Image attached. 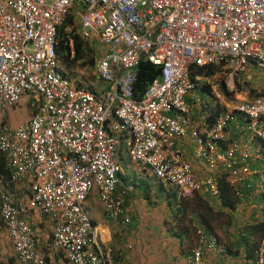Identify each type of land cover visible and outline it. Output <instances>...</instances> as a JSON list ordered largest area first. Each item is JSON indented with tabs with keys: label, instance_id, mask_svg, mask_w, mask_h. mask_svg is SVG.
<instances>
[{
	"label": "built area",
	"instance_id": "built-area-1",
	"mask_svg": "<svg viewBox=\"0 0 264 264\" xmlns=\"http://www.w3.org/2000/svg\"><path fill=\"white\" fill-rule=\"evenodd\" d=\"M69 14L81 37L105 47L93 65L94 79L109 86L100 94L73 84L58 69V29ZM74 26H65L71 55ZM141 58L159 65L160 75L135 98ZM218 63L230 77L249 63L264 70V0H0V118L23 96L31 97L32 110L16 126L0 120L7 169V175L0 173V217L14 264H50L25 218L30 211L52 220L50 250L69 264H113L85 200L96 187L105 218L120 231L129 222L116 194L121 137L127 139L129 159L171 187L178 201L202 189L215 197L213 173L227 171L239 182L238 159L250 156L237 141L218 149L237 112L262 142L264 172V129L257 126L263 96L231 102L203 131L194 126L185 95L207 78L192 79L190 68ZM189 134L196 141L195 157L211 171L201 179L177 147ZM247 171L244 165L242 172ZM22 179L30 180V195L15 199L10 184ZM134 188L129 183L122 194ZM198 242L189 264H204L202 246L226 250L207 233ZM254 257V264H264L263 241Z\"/></svg>",
	"mask_w": 264,
	"mask_h": 264
},
{
	"label": "crops",
	"instance_id": "crops-1",
	"mask_svg": "<svg viewBox=\"0 0 264 264\" xmlns=\"http://www.w3.org/2000/svg\"><path fill=\"white\" fill-rule=\"evenodd\" d=\"M90 43L94 48L95 63V55L100 43L97 41ZM58 64L59 71L68 75L69 68L63 66L59 61ZM238 72V79L242 84L240 90L236 91L239 99L234 101L251 100L258 96L264 97L263 69L249 63ZM92 80H95L94 77ZM83 84L82 87H86L96 94H100L109 87L106 83L107 87L98 91L95 85L91 84V80H85ZM193 91L194 93L189 92L185 95V102L188 105L189 114L194 120L196 130L203 131L205 128L211 127L213 121L207 119L209 113L205 109V103H200L201 92L197 91L196 88ZM30 101L31 97L23 96L15 106L2 114L0 120L10 126H16L26 120L32 112L29 105ZM23 106L27 107V111H23V109L19 111ZM257 126L264 129V115L258 121ZM233 141L239 142L242 147L250 151V156L244 161L238 159L236 166V172L242 176V180L233 183L231 176L228 177L230 183L237 188L239 201L232 210L223 207L215 198L216 196L211 195L213 198H210L209 201L212 203L214 211L225 212L226 217L229 215V219L226 220L223 214L218 217L215 215L213 219L206 217L207 222L212 227L210 232L206 224L204 225L201 216L198 218L199 208L191 203L189 206L187 205L183 213L184 205L174 198V190L155 180L145 167L132 162L126 155L127 139L125 137L120 138L118 150L123 170L119 174L116 194L123 198L125 214L129 217V222L123 223L124 229L120 231L116 223L105 218L104 207L99 195L98 199L101 206L93 213L90 212L86 204L88 196L85 200L91 220L96 226L99 240L113 264H189L187 256L192 249L200 246L198 238L201 233L214 236L218 243L226 248L225 252H219L202 246L204 264H254L253 248L246 244L245 240L252 241L255 239L252 237V232L248 226L264 218L263 146L261 140L249 128L248 120L237 112L234 113V119L226 125L224 137L218 144V149H225ZM123 144H125V155L122 154ZM177 147L183 159L192 163L200 179L207 173H211V171L206 170L203 162L195 157L196 141L192 134L180 138ZM244 165L248 167L247 172H242ZM219 172L213 173L215 179ZM29 183V179L11 183L10 192L13 197L15 199H27L30 195ZM129 183H134V190L122 194ZM206 193L209 192L205 189L196 192L199 195ZM25 218L33 225L34 241L47 256L49 263L69 264L61 254L52 253L50 250L53 233L52 220L33 211L28 212ZM261 241L264 242V238ZM14 260L15 253L11 243L7 240L4 225L0 220V264H14Z\"/></svg>",
	"mask_w": 264,
	"mask_h": 264
},
{
	"label": "trees",
	"instance_id": "trees-1",
	"mask_svg": "<svg viewBox=\"0 0 264 264\" xmlns=\"http://www.w3.org/2000/svg\"><path fill=\"white\" fill-rule=\"evenodd\" d=\"M70 23L76 24V26H74L72 30L73 31L72 36L74 39V54L73 55H71L69 51V46L67 43L66 32H65V26ZM58 36H59V40H58L59 42L57 46L58 61L63 66H66L67 68H69V71H73V67L75 65H81L85 69V67L88 64H90L92 65V69L91 68L90 69H91V74L93 77V65H94V59H95L94 58V48L89 42V40L84 39L77 32V20L73 18L72 14H69L66 17L64 23L59 27ZM190 70H191L190 72H191L192 79H194L195 76L211 78L216 73H222L226 71L224 66L220 63L213 64V65H203V66L192 65ZM62 74L68 77L66 73L62 72ZM159 75H160L159 65L153 64L146 58H141L138 64V68H137V80L134 84V97L140 98L143 95L149 83L153 79L159 77ZM81 78L77 79L75 83L77 86H84V84L81 83V81L83 80ZM199 83H200V80H197L196 88H198L201 93L203 91H209L208 86L206 84H201L199 86L198 85ZM205 104L207 105L205 109H207L209 113L207 119H211L213 122L215 121V119L218 117V115L221 112L226 110L225 107H223L222 105H219V103H205ZM5 163H6L5 156L3 154H0V173L7 175L6 174L7 171L5 169L6 167ZM228 177H229V173L224 172V171H221L216 175L218 196H216L215 198L219 200L220 204L223 207H227L233 210L239 201V196L237 194L238 191H237L236 186L230 183ZM174 198H175V194H174ZM210 198L212 199L213 197L209 193H206L205 195L196 194L192 198L182 199L181 201H179V203L184 205L183 207L184 210L182 209L183 213L185 212V208L187 207V205L189 206L191 203L192 204L194 203L196 207H198L200 210V212L198 213V218L201 216V218L204 220L203 221L204 225L206 224V227H208V229L211 232L212 227L207 222L206 217H208L209 219L210 218L213 219L215 215L217 217L222 214L224 217H226V215H225V212L223 211H219V212L214 211L213 205L209 201ZM227 217H226V220L229 219V215H227ZM0 220L2 224L4 225L1 217H0ZM248 228L249 230H251L250 232H252L251 233L252 237L255 239L252 241L245 240V243L251 245V247L253 248L252 253L254 254L255 247L259 245L261 240L264 238V218L255 224L249 225Z\"/></svg>",
	"mask_w": 264,
	"mask_h": 264
},
{
	"label": "rangeland",
	"instance_id": "rangeland-1",
	"mask_svg": "<svg viewBox=\"0 0 264 264\" xmlns=\"http://www.w3.org/2000/svg\"><path fill=\"white\" fill-rule=\"evenodd\" d=\"M91 41H95L94 39H90ZM105 51V47L104 45H99L97 52H96V57L99 56L101 53H103ZM92 69V65L88 64L85 69L84 67H82L81 65H75L73 67V71H69L68 73V78L71 80L72 83H76L77 79L81 78L83 79L81 81V83L83 84L85 82V80H91V84L95 85V88L98 91H101L102 89L107 87V84L103 81H95L92 80V74H91V69ZM226 69V68H225ZM238 71L232 76L230 77L227 69L226 71L222 72V73H216L214 76H212L211 78H207L204 80H200V83L198 84L199 86L201 84H206L208 86L209 91H203L201 93V99H200V103L204 104V103H219V105H222L223 107H225L226 109H228V107H230V103L233 102L236 99H239L237 97V90H240V85L242 84L239 79H238ZM70 74V75H69ZM224 81L227 85H228V89H229V96L226 97L223 94V91L221 90L220 87V82ZM197 91H200L199 89L196 88ZM192 93H194V91H190ZM23 111L26 110L27 111V107L23 106L19 111ZM125 144H123V152L122 154L125 155L126 151H125ZM127 155V154H126ZM86 204L90 210V212H94V210L99 209V207L101 206V203L98 199V194H97V188L94 187L89 195L88 198L86 200Z\"/></svg>",
	"mask_w": 264,
	"mask_h": 264
},
{
	"label": "water",
	"instance_id": "water-1",
	"mask_svg": "<svg viewBox=\"0 0 264 264\" xmlns=\"http://www.w3.org/2000/svg\"><path fill=\"white\" fill-rule=\"evenodd\" d=\"M220 87H221L224 95L227 97L229 95L228 85L224 81H221L220 82Z\"/></svg>",
	"mask_w": 264,
	"mask_h": 264
}]
</instances>
